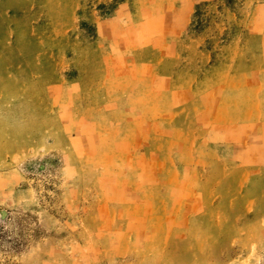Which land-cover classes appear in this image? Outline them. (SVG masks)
<instances>
[{"label": "rangeland", "instance_id": "1", "mask_svg": "<svg viewBox=\"0 0 264 264\" xmlns=\"http://www.w3.org/2000/svg\"><path fill=\"white\" fill-rule=\"evenodd\" d=\"M13 1L0 264H264V0Z\"/></svg>", "mask_w": 264, "mask_h": 264}, {"label": "crops", "instance_id": "2", "mask_svg": "<svg viewBox=\"0 0 264 264\" xmlns=\"http://www.w3.org/2000/svg\"><path fill=\"white\" fill-rule=\"evenodd\" d=\"M9 4L12 7H9ZM28 10H29L28 6H24L21 3L17 4V2H14L13 0H0V28L5 26V24L1 22V19L4 17V15L14 14L15 17H19V15L28 13ZM137 63L140 64L142 63V61L139 62L137 61ZM142 65H147V64L142 63ZM241 80H242L241 82H243L242 78Z\"/></svg>", "mask_w": 264, "mask_h": 264}]
</instances>
